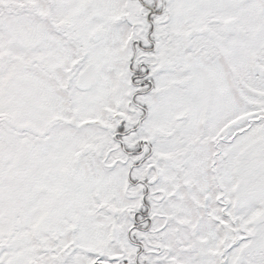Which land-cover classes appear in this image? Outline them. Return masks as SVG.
<instances>
[{
	"label": "snow or ice",
	"instance_id": "snow-or-ice-1",
	"mask_svg": "<svg viewBox=\"0 0 264 264\" xmlns=\"http://www.w3.org/2000/svg\"><path fill=\"white\" fill-rule=\"evenodd\" d=\"M0 264H264V0H0Z\"/></svg>",
	"mask_w": 264,
	"mask_h": 264
}]
</instances>
